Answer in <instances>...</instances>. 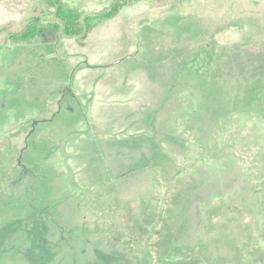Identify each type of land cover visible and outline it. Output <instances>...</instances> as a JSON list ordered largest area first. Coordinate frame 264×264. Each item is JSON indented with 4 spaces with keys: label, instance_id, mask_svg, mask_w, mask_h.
<instances>
[{
    "label": "rangeland",
    "instance_id": "374dc122",
    "mask_svg": "<svg viewBox=\"0 0 264 264\" xmlns=\"http://www.w3.org/2000/svg\"><path fill=\"white\" fill-rule=\"evenodd\" d=\"M115 1L0 0V264H264V0Z\"/></svg>",
    "mask_w": 264,
    "mask_h": 264
},
{
    "label": "trees",
    "instance_id": "16d2710c",
    "mask_svg": "<svg viewBox=\"0 0 264 264\" xmlns=\"http://www.w3.org/2000/svg\"><path fill=\"white\" fill-rule=\"evenodd\" d=\"M127 0H116L110 8L104 13L98 15H88L83 20L73 10L59 7L58 10L60 17L64 22V32L66 34H80L84 31L92 29L94 26L102 23L104 20L116 16L120 9L127 4ZM43 31H37L34 27H29L23 31L21 38L27 39L36 34H42Z\"/></svg>",
    "mask_w": 264,
    "mask_h": 264
}]
</instances>
